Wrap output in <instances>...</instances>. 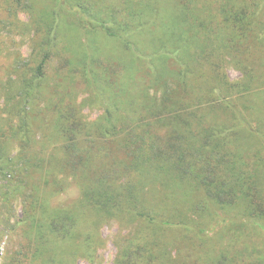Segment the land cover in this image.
Wrapping results in <instances>:
<instances>
[{
    "label": "trees",
    "instance_id": "1",
    "mask_svg": "<svg viewBox=\"0 0 264 264\" xmlns=\"http://www.w3.org/2000/svg\"><path fill=\"white\" fill-rule=\"evenodd\" d=\"M255 1L0 0V26L22 29L16 13L29 14L21 33L31 57L17 68L22 97L35 103L21 128L0 121V216L20 197L31 227L8 264H75L55 258L51 236L81 240L89 255L102 243L93 229L115 217L136 222L116 264H264V143L242 141L262 131L248 127L233 97L264 119V19ZM101 40L119 42L129 58L103 57ZM226 58L241 79L228 78ZM79 87L102 108L94 122L79 114ZM220 109L237 119L218 125L210 114ZM201 113L206 125L193 127ZM21 131L30 136L8 157ZM60 174L80 184L81 197L73 209L44 208L36 194L62 187ZM220 220L225 226L209 235Z\"/></svg>",
    "mask_w": 264,
    "mask_h": 264
},
{
    "label": "rangeland",
    "instance_id": "2",
    "mask_svg": "<svg viewBox=\"0 0 264 264\" xmlns=\"http://www.w3.org/2000/svg\"><path fill=\"white\" fill-rule=\"evenodd\" d=\"M211 3V2H210ZM256 9L263 11L261 13L262 19H264V0H256ZM211 6H216L215 3H211ZM259 7V8H258ZM194 14L196 13L195 8L192 10ZM17 18L20 22L24 24L29 23V14L24 10L20 9L17 13ZM5 17V12L0 9V19ZM21 23V28H23ZM166 23V21H164ZM3 27V28H2ZM22 29H18L15 25H6L0 26V121L6 122L9 121L13 124L15 128H20L23 126L22 120L26 115L25 112H30L34 107L35 103L33 101H25L22 97L21 91V81L19 82V75L24 76L23 73H20L17 65L22 63L24 60H29L31 57V47H30V37L29 33H26V36H23L21 32ZM184 32L186 29H177ZM100 48L102 51V56L106 55H116L124 61L129 58L128 52L123 49L122 45L119 42L112 43L107 40H101ZM225 64V72L230 80L241 79L243 76L242 71L235 68L232 63L228 62ZM55 61H52L48 64L47 68V81L52 83L55 79L54 72H51V68H56ZM79 93L76 97V103L78 106L79 114L86 122H94L102 114V108L94 102V96L92 93L84 90L83 87L78 88ZM160 95L162 89L158 88L154 91L153 87L149 89V93ZM193 95V97H195ZM238 94L234 95V100L237 102L238 109L244 116L245 120L249 123L248 127L256 128L260 127L261 131L258 133V139L253 138V136H248L247 134L243 135L242 141H249L250 144L254 145L257 142L264 143V138L261 134L264 132V119L259 118L258 116L246 115L241 107L242 101L237 98ZM216 100L220 102L221 99L216 97ZM190 103V101H188ZM34 104V105H33ZM206 114L201 113V118L194 120L192 122L194 126L206 125L205 121L207 117ZM212 120L219 125L220 123H230L232 120L237 119L234 111L230 110L227 113L226 109H220L216 115L210 114ZM213 116L215 118H213ZM210 117H208L209 122ZM232 119L231 121H229ZM198 121V122H197ZM211 123V122H210ZM22 124V125H21ZM28 133L21 131V137L17 140H14L7 144L6 152L8 157L17 156L22 149L23 140L29 138ZM38 137V136H36ZM236 141V140H235ZM25 142V141H24ZM123 156L122 152H119ZM264 173V168L261 170ZM10 175H8L9 177ZM264 177V174H262ZM58 179L64 180V175L60 174ZM65 182V180H64ZM61 185L58 190L53 192L50 196L48 194L44 195L43 192L39 193V198L36 194L39 203H42L44 208H49L51 210H60V209H73L75 203L81 197V186L73 178H68L67 182ZM0 185L6 187L7 180L0 178ZM41 198V199H40ZM11 205V210H5L6 214L0 216V264H8L9 259L13 256L21 246L27 244L28 236L31 232L30 223L24 220V201L20 197H16ZM236 217L240 218L236 213ZM224 217V215H223ZM247 221L246 219H242ZM224 220L212 221L206 230L209 235L215 234L214 232L220 231L225 226ZM89 222L80 224V228L85 229L89 228ZM136 222L131 221L130 219L122 220L121 218L115 217L108 219L105 222H102L96 230L93 231L100 236L101 244L95 248H90L89 255L82 252L81 240L78 239H67L61 238V236H51L50 245L52 246V253L56 254L55 258L63 260H72L75 259V264H116V258L119 253V249L124 244V238L130 232H133L135 229ZM264 235V233H263ZM252 237L251 239H253ZM30 251H27V261L30 260ZM84 253V254H83ZM28 264L29 261H28Z\"/></svg>",
    "mask_w": 264,
    "mask_h": 264
}]
</instances>
